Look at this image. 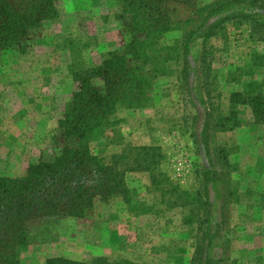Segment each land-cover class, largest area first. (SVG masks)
<instances>
[{"label": "rangeland", "instance_id": "rangeland-1", "mask_svg": "<svg viewBox=\"0 0 264 264\" xmlns=\"http://www.w3.org/2000/svg\"><path fill=\"white\" fill-rule=\"evenodd\" d=\"M218 0H195L177 5V27L162 43L173 45L197 7ZM58 17L45 23L25 41L24 51L0 52V175L23 176L43 154L55 152L52 137L66 103L79 88L71 69L91 67L110 51L122 52L128 42L116 19L115 0H55ZM208 43L209 69L200 65L201 42L187 56V68L178 59L170 74L158 78L150 101L141 109L120 110L121 123L92 144L95 155L108 159L127 146L157 147L159 169L173 184L193 192L204 169L221 175L208 184L210 210L221 228L213 251L221 264H264V126L256 124L249 108L238 107L240 127L202 131L230 112V95L255 81L264 91V68L252 65V55L264 44L251 40L247 25L226 24ZM238 81V82H235ZM225 157L229 167H223ZM127 185L151 211L129 214L119 198L96 201L81 219L64 217L50 242L29 247L22 264H45L51 257L90 263L189 264L193 227L184 224L187 209L172 207L152 192L146 173H132Z\"/></svg>", "mask_w": 264, "mask_h": 264}, {"label": "trees", "instance_id": "trees-1", "mask_svg": "<svg viewBox=\"0 0 264 264\" xmlns=\"http://www.w3.org/2000/svg\"><path fill=\"white\" fill-rule=\"evenodd\" d=\"M115 1L119 8L116 19L128 37L122 52L110 51L98 65L71 69L79 88L65 104L57 123L51 139L55 152L43 154L21 177L0 175V264H22V255L29 247L51 241L61 218L86 217L97 200L116 197L133 217L148 214L151 209L127 185L126 177L132 173L148 174L152 192L167 198L172 207L187 209L184 224L193 227L189 264H221L213 251L222 231L211 217L208 193V184L215 185L221 175L216 169H204L198 189L190 192L160 171L163 156L157 147L129 145L105 159L95 155L91 146L121 123L117 117L120 110L141 109L148 104L155 81L170 74L171 62L181 58L187 68V56L198 41L199 63L209 69L208 43L225 31L226 24L247 25L250 39L264 44V0H218L197 7L188 21L199 25L182 29L173 45H165L162 40L177 27L175 7L195 0ZM57 17L55 0H0V52L11 48L24 51L25 41ZM251 61L255 68H264V49L254 53ZM262 88L251 81L230 95L228 116L214 123L209 117L204 124L205 146L210 126L220 131L240 127V106L249 108L254 122L264 126ZM222 158L223 167H229L227 159ZM45 264L110 263L105 258L85 263L51 257Z\"/></svg>", "mask_w": 264, "mask_h": 264}]
</instances>
